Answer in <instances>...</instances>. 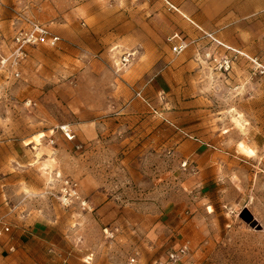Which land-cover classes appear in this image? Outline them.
<instances>
[{
  "label": "rangeland",
  "instance_id": "rangeland-1",
  "mask_svg": "<svg viewBox=\"0 0 264 264\" xmlns=\"http://www.w3.org/2000/svg\"><path fill=\"white\" fill-rule=\"evenodd\" d=\"M28 19L61 40L16 67ZM0 54V214L111 264H264V0H0Z\"/></svg>",
  "mask_w": 264,
  "mask_h": 264
},
{
  "label": "crops",
  "instance_id": "crops-1",
  "mask_svg": "<svg viewBox=\"0 0 264 264\" xmlns=\"http://www.w3.org/2000/svg\"><path fill=\"white\" fill-rule=\"evenodd\" d=\"M258 6L254 4L247 11L253 12ZM7 221L11 232L0 237V264H111L98 254H89L81 244L76 246L60 223L50 224L31 218ZM122 229L129 232L132 227L123 226ZM139 249L142 254L138 264H152L154 260L146 257L144 246ZM185 260L181 264H193ZM115 264L130 263L117 261Z\"/></svg>",
  "mask_w": 264,
  "mask_h": 264
},
{
  "label": "built area",
  "instance_id": "built-area-1",
  "mask_svg": "<svg viewBox=\"0 0 264 264\" xmlns=\"http://www.w3.org/2000/svg\"><path fill=\"white\" fill-rule=\"evenodd\" d=\"M23 23L24 24L18 27L15 32V35L13 37L14 50L11 54V57H9L12 58V63L16 67L21 62V60L28 56V49L30 47H36L39 45L56 46L61 40L60 35L53 33L43 23L37 22L32 19H28ZM173 39H175L173 50L177 54L182 53L189 46V42L183 37L178 36V34L173 36ZM1 61L2 64H6L8 58L2 57ZM222 66L225 68V70H228L230 68V60L226 58ZM15 75L19 76L20 71L16 70ZM61 130L67 137V139H75L76 135L71 131L69 127L62 126ZM61 199L65 206L72 205L74 203V199H79L78 189L75 183L70 184L69 181H67V183L65 182V185L62 190ZM81 204L86 208V201H82ZM10 232L11 226L7 221L6 216L0 214V237ZM189 251L190 246L186 242L177 248L169 250L165 254V256L155 259L152 264H181L182 261L188 255ZM137 256L138 254H136V256L131 257L129 263L138 264Z\"/></svg>",
  "mask_w": 264,
  "mask_h": 264
},
{
  "label": "bare ground",
  "instance_id": "bare-ground-1",
  "mask_svg": "<svg viewBox=\"0 0 264 264\" xmlns=\"http://www.w3.org/2000/svg\"><path fill=\"white\" fill-rule=\"evenodd\" d=\"M233 121L242 131H245V125L243 123L244 120L241 121V119L239 117H234Z\"/></svg>",
  "mask_w": 264,
  "mask_h": 264
}]
</instances>
